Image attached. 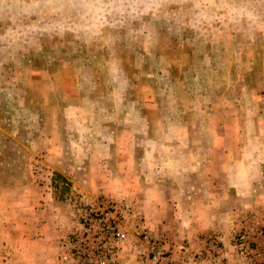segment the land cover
Listing matches in <instances>:
<instances>
[{
  "label": "rangeland",
  "instance_id": "374dc122",
  "mask_svg": "<svg viewBox=\"0 0 264 264\" xmlns=\"http://www.w3.org/2000/svg\"><path fill=\"white\" fill-rule=\"evenodd\" d=\"M99 206L118 264H153L143 230L181 264H264V0H0V264H76ZM193 207L221 229L186 238Z\"/></svg>",
  "mask_w": 264,
  "mask_h": 264
},
{
  "label": "built area",
  "instance_id": "2783aa9c",
  "mask_svg": "<svg viewBox=\"0 0 264 264\" xmlns=\"http://www.w3.org/2000/svg\"><path fill=\"white\" fill-rule=\"evenodd\" d=\"M118 206H99L81 210V228L69 240V253L76 264H118L119 252L129 240L126 225L118 217ZM142 241L148 249V260L153 264H181L180 254L174 250L162 251L161 241L149 232L142 231ZM213 238L211 243H216ZM235 243L242 254H249L251 244L246 233L235 237ZM196 259V255L193 257ZM199 258V257H198ZM197 258V259H198Z\"/></svg>",
  "mask_w": 264,
  "mask_h": 264
},
{
  "label": "crops",
  "instance_id": "0c3cea01",
  "mask_svg": "<svg viewBox=\"0 0 264 264\" xmlns=\"http://www.w3.org/2000/svg\"><path fill=\"white\" fill-rule=\"evenodd\" d=\"M175 210L177 211L176 214L181 213V210L179 209L178 206L177 207L175 206ZM156 212L155 213L157 217L155 221L149 220V218H147L148 215L145 214L146 216L144 218L145 219L144 224H146L147 227L154 230H159V231L171 230L174 236L178 235L176 238L177 240L181 239L183 237V233L181 231L183 229L182 227L183 223L180 220H178V221H173V223L171 224L169 221L163 218V214H162L163 211L157 209ZM187 212L190 216L192 215V218L188 219L189 222L187 224L183 225L186 229L188 227L186 238L191 237L192 239H194L198 235L207 234L213 232L216 229L219 230L221 229L218 228L216 221H213L211 217H206V215L204 214L206 213V211L203 208L201 207L188 208ZM44 252H46V249H44L43 253ZM51 263L52 262L49 260V258H47L44 255L42 258H39V260H34L33 262L28 264H51Z\"/></svg>",
  "mask_w": 264,
  "mask_h": 264
}]
</instances>
